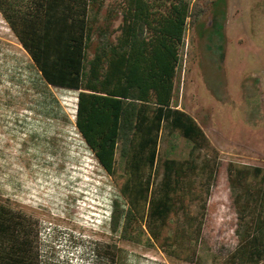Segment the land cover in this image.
<instances>
[{
    "label": "trees",
    "instance_id": "obj_1",
    "mask_svg": "<svg viewBox=\"0 0 264 264\" xmlns=\"http://www.w3.org/2000/svg\"><path fill=\"white\" fill-rule=\"evenodd\" d=\"M213 3L0 0V15L41 80L76 92L75 128L119 195L112 234L135 243L147 233L168 257L192 262L223 233L222 264H264V167L214 151L201 158L209 139L173 105L185 34ZM164 128L190 145L186 158L159 156ZM199 201L198 218L190 207ZM118 250L110 245L108 264ZM0 264H40L36 221L1 196Z\"/></svg>",
    "mask_w": 264,
    "mask_h": 264
},
{
    "label": "rangeland",
    "instance_id": "obj_2",
    "mask_svg": "<svg viewBox=\"0 0 264 264\" xmlns=\"http://www.w3.org/2000/svg\"><path fill=\"white\" fill-rule=\"evenodd\" d=\"M213 2L185 34L173 105L209 139L201 158L214 151L220 161L264 167V0ZM76 102V92L41 80L0 15V196L36 221L40 264H108L113 244L118 264H222L227 234L186 262L152 246L147 233L135 243L111 233L119 195L75 128ZM189 150L162 130L161 158ZM203 205L193 203L191 214L199 218Z\"/></svg>",
    "mask_w": 264,
    "mask_h": 264
}]
</instances>
